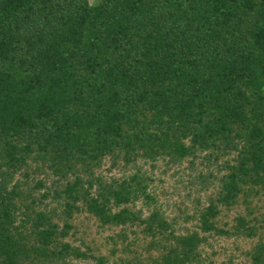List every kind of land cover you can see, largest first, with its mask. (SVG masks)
<instances>
[{"label": "trees", "instance_id": "16d2710c", "mask_svg": "<svg viewBox=\"0 0 264 264\" xmlns=\"http://www.w3.org/2000/svg\"><path fill=\"white\" fill-rule=\"evenodd\" d=\"M263 90L264 0H0V264L71 251L60 244L50 252L70 227L59 231L42 212L32 224L37 244L13 234L19 193L9 185L32 146L66 169L115 150L128 163L138 151L183 159L196 146H224L238 152L219 198L230 204L244 187L264 186ZM131 180L136 188L99 178L84 188L76 178L62 190L66 213L83 202L101 224L139 223L154 238L164 234L163 264L202 260L199 234L167 233L158 212L142 219L128 208L112 211L111 202L144 193L138 177ZM216 214L210 206L200 215L202 231H217ZM246 227L239 218L238 228ZM251 259L264 264V242Z\"/></svg>", "mask_w": 264, "mask_h": 264}, {"label": "rangeland", "instance_id": "374dc122", "mask_svg": "<svg viewBox=\"0 0 264 264\" xmlns=\"http://www.w3.org/2000/svg\"><path fill=\"white\" fill-rule=\"evenodd\" d=\"M99 1L90 0V4L96 5ZM183 142L188 146L191 144L189 139ZM195 148L193 155L183 159L164 155L151 160L138 151L128 163L123 153L115 150L93 165L77 161L66 169L53 156L42 158V153L32 146L25 164L13 174L9 185V190L15 187L19 193L15 199L13 234H17L18 229L26 236L29 246L37 244L31 233L32 224L36 215L42 212L47 223L56 225L59 231L65 224L70 227L66 236L56 237L50 252L58 254L60 244H68L71 251L48 258L32 253L29 258L23 257L27 260L24 264H96L97 258H104L105 264H163L164 234L154 238L146 232L145 225L139 223L125 227L101 224L86 211L83 202L78 203L79 211L66 213L67 201L62 190L76 178L81 180L84 188L88 181L95 184L97 178L107 186L117 188L127 182L136 188L131 180L135 176L142 182L144 193L137 191L138 197L125 205L117 206L111 202L113 212L128 208L140 212L142 219L158 212L170 224L167 233L173 232L177 238L199 234L205 239L198 248L202 260L186 264H254L251 253L257 244L264 242V186L244 187V193L230 204L219 201L222 182L230 173L227 166L236 167L238 152L225 150L224 146L208 150ZM89 192L95 196L96 186ZM210 206L217 209L211 220L217 231L205 232L200 227V215ZM239 218L247 223L244 230L238 228ZM165 246L168 247V242ZM76 250L83 256H77Z\"/></svg>", "mask_w": 264, "mask_h": 264}]
</instances>
